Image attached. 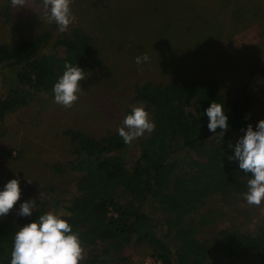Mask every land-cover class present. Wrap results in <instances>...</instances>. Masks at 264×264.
I'll return each instance as SVG.
<instances>
[{
    "label": "trees",
    "instance_id": "16d2710c",
    "mask_svg": "<svg viewBox=\"0 0 264 264\" xmlns=\"http://www.w3.org/2000/svg\"><path fill=\"white\" fill-rule=\"evenodd\" d=\"M50 39L51 33L43 31L12 44L0 43V82L6 87L0 96V121L38 94L53 96L52 85L65 62L77 64L84 74L101 65L100 59L90 60L98 40L79 28ZM133 98L147 104L155 123L151 133L137 138L136 153L130 152L118 128L101 137L64 130L72 158L53 164L52 170L76 173L74 190L54 194L31 216H20L18 224L0 220V264H9L14 231L45 212L67 213L64 218L85 250L102 245V253L120 255L135 242L146 243L158 264H208L215 262L212 252L230 259L213 264H264V216L253 231L232 222L211 237L199 240L194 235L219 213L200 212L205 197L218 195L227 205L243 197L252 174L228 158L233 151L229 143L261 118L251 121L243 103L220 93L213 78L196 74L167 84H137ZM211 101L223 103L228 116L230 127L222 138L206 126L203 113ZM186 107H192L193 114ZM131 109L125 110L119 126ZM98 262L97 254L80 261Z\"/></svg>",
    "mask_w": 264,
    "mask_h": 264
},
{
    "label": "rangeland",
    "instance_id": "374dc122",
    "mask_svg": "<svg viewBox=\"0 0 264 264\" xmlns=\"http://www.w3.org/2000/svg\"><path fill=\"white\" fill-rule=\"evenodd\" d=\"M25 7L0 0V43L12 44L43 31L51 33L52 42L63 33L44 19L40 0H26ZM70 8L74 19L64 32L77 27L97 39L90 60L100 59L101 65L93 64L79 81L82 89L70 108L55 103L53 96L38 94L0 121V187L16 178L21 188L19 200L0 220L18 224L23 200L39 206L56 193L72 192L77 174L52 170L53 164L72 158L63 131L101 137L119 127L127 108L142 105L148 112L145 102L133 98L137 84H167L192 74L213 78L220 93L243 103L251 121L264 118V0H72ZM143 54L149 61L137 64L135 57ZM5 92L0 82V96ZM136 141L130 143L132 154ZM207 209L219 213L198 227L194 235L199 240L232 222L253 231L264 216V201L249 205L239 197L227 205L210 194L200 205L201 213ZM151 251L146 243L131 242L120 253L125 259L102 253V245L83 249V257L97 254L96 264H157ZM211 255L215 262L230 261L219 252Z\"/></svg>",
    "mask_w": 264,
    "mask_h": 264
},
{
    "label": "clouds",
    "instance_id": "9594fccd",
    "mask_svg": "<svg viewBox=\"0 0 264 264\" xmlns=\"http://www.w3.org/2000/svg\"><path fill=\"white\" fill-rule=\"evenodd\" d=\"M71 2L40 0L41 14L48 23H55L58 30L64 32L74 19ZM10 3L17 9L27 8L26 0H10ZM149 59L147 54L135 57L137 64ZM84 78V70L80 66L65 62L62 73L52 85L54 102L70 108L78 100V93L82 89L79 81ZM203 114L207 116L209 132L222 138L230 127L224 104L211 101ZM154 128V121L140 105L124 115L117 132L125 144H130L146 132L151 133ZM229 147L233 151L228 158L235 159L245 174H252L248 175L246 181L244 200L249 205H260L264 201V118L259 119L255 127L248 123L234 144L229 143ZM20 195V182L16 178L8 179L0 187V216L9 213ZM36 206L32 199L23 200L17 209L18 215L31 216ZM65 215L67 213L45 212L18 227L12 237L9 264H79L84 258L82 244Z\"/></svg>",
    "mask_w": 264,
    "mask_h": 264
},
{
    "label": "built area",
    "instance_id": "2783aa9c",
    "mask_svg": "<svg viewBox=\"0 0 264 264\" xmlns=\"http://www.w3.org/2000/svg\"><path fill=\"white\" fill-rule=\"evenodd\" d=\"M158 263H159V262H158ZM158 263H157V264H158ZM146 264H149V262H146Z\"/></svg>",
    "mask_w": 264,
    "mask_h": 264
}]
</instances>
